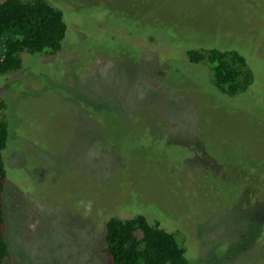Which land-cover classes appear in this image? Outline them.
Here are the masks:
<instances>
[{"label": "rangeland", "instance_id": "374dc122", "mask_svg": "<svg viewBox=\"0 0 264 264\" xmlns=\"http://www.w3.org/2000/svg\"><path fill=\"white\" fill-rule=\"evenodd\" d=\"M48 1L62 50L0 75L3 264H103L109 218L138 213L191 264H264V0ZM201 45L241 49L257 91H217Z\"/></svg>", "mask_w": 264, "mask_h": 264}, {"label": "trees", "instance_id": "16d2710c", "mask_svg": "<svg viewBox=\"0 0 264 264\" xmlns=\"http://www.w3.org/2000/svg\"><path fill=\"white\" fill-rule=\"evenodd\" d=\"M67 31L63 10L48 0H1L0 75L21 69L23 53L39 57L58 54ZM187 56L193 63L208 65L213 86L225 96L256 90L259 76L250 58L239 48L201 45L189 49ZM7 108V101L0 96V264L11 257L3 201L7 179L3 152L10 132ZM186 251L176 234L159 220L150 222L138 213L130 218H109L101 258L103 264H191Z\"/></svg>", "mask_w": 264, "mask_h": 264}]
</instances>
